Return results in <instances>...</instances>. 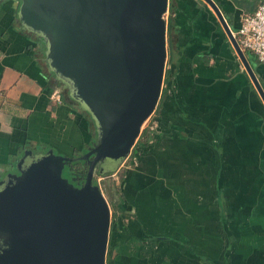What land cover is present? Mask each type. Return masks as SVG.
Instances as JSON below:
<instances>
[{
    "label": "crops",
    "instance_id": "1",
    "mask_svg": "<svg viewBox=\"0 0 264 264\" xmlns=\"http://www.w3.org/2000/svg\"><path fill=\"white\" fill-rule=\"evenodd\" d=\"M212 1L236 31L261 0ZM16 6L0 2V175L25 148L67 155L94 133L60 98ZM164 20L150 138L111 174L124 210L108 226L111 264H264V103L206 2L167 0ZM242 55L264 93V66Z\"/></svg>",
    "mask_w": 264,
    "mask_h": 264
},
{
    "label": "water",
    "instance_id": "2",
    "mask_svg": "<svg viewBox=\"0 0 264 264\" xmlns=\"http://www.w3.org/2000/svg\"><path fill=\"white\" fill-rule=\"evenodd\" d=\"M3 0H0V2ZM18 25L44 46L45 66L88 114L93 138L77 156L22 150L0 176V264H105L109 207L96 175L127 157L159 97L167 0H15ZM214 11L264 103L229 27ZM83 161L80 185L61 175Z\"/></svg>",
    "mask_w": 264,
    "mask_h": 264
},
{
    "label": "trees",
    "instance_id": "3",
    "mask_svg": "<svg viewBox=\"0 0 264 264\" xmlns=\"http://www.w3.org/2000/svg\"><path fill=\"white\" fill-rule=\"evenodd\" d=\"M28 33H30V32H28ZM30 34L33 35L32 33H30ZM164 80H165V77H164V71H163V79H162V81H164ZM54 86L55 87H58V88H61L60 93H59L60 98L68 97V96H66L67 95L66 90L61 87V84L60 83H56L55 82L54 83ZM161 91H160V93H161ZM68 99L71 101L72 104H74L77 107V109L81 112V114L84 117L87 118V120L89 121L91 127L93 128V124H92V122H91L88 114L85 113L83 110H81L74 101H72L70 98H68ZM153 111H154V109H153ZM149 138H150V136L148 135V127L147 126H144V127L140 128V131L138 133V136L136 137V139H135L132 147L135 144H142V145L147 144ZM90 143H91V140L88 142V144H90ZM75 153H76V151H74L71 155H68V156H74ZM76 164L82 165V167H80V166L75 167L74 165H76ZM85 169H86V165H85V163L83 161H71V162H67L64 165V167L62 169L61 175L63 177H65V178H67L68 181H71V179L73 178L72 180L74 181L73 183L75 184V183H78V182H82V177H83V175L85 173ZM112 173L113 172L106 173V174H103V175H96L93 178V181L92 182L94 184H98V182L96 181V177L101 178L100 179L101 180L100 182L103 185L102 186L103 187L102 188L103 189L102 191L105 194V197H106L105 200H106L107 204L110 205L109 207L111 208V218H114V217H116L117 212H119V213L122 212V211L124 212V210L120 209L119 208V205H118L119 203H121V195L119 193V187H118V185L113 186V185H106V184H104L105 183V180L104 179L106 178V176H109ZM109 255H110V252H109L108 247L106 246V251H105V264H111V260L109 258Z\"/></svg>",
    "mask_w": 264,
    "mask_h": 264
},
{
    "label": "built area",
    "instance_id": "4",
    "mask_svg": "<svg viewBox=\"0 0 264 264\" xmlns=\"http://www.w3.org/2000/svg\"><path fill=\"white\" fill-rule=\"evenodd\" d=\"M230 33L241 51L251 52L264 66V0L258 2L252 13L244 14L237 30ZM54 95L58 101L57 93Z\"/></svg>",
    "mask_w": 264,
    "mask_h": 264
},
{
    "label": "rangeland",
    "instance_id": "5",
    "mask_svg": "<svg viewBox=\"0 0 264 264\" xmlns=\"http://www.w3.org/2000/svg\"><path fill=\"white\" fill-rule=\"evenodd\" d=\"M164 16H165V13L163 14V18H164ZM161 87H162V82H161ZM160 87V88H161ZM57 89H58V91H60L61 90V88H58L57 87ZM57 93V92H56ZM58 95V94H57ZM150 120H151V115L142 123V125H141V128L142 127H144V126H146V125H148L149 124V122H150ZM86 145V146H85ZM82 148H80V149H78V150H76V153H75V155L74 156H77V155H80V154H82V153H84L85 152V150H86V148H87V144H85ZM36 151H39L40 149H39V147H37L36 149H35ZM56 154H61V155H64V153H62L61 151V153H58L59 151L58 150H56L55 149V151H54ZM72 154V153H71ZM71 154H67V155H71ZM75 167H78V166H80V167H82V165H79V164H76V165H74ZM10 170V169H9ZM116 175V176H115ZM114 176L113 175H109V176H106V178L104 179L105 180V183L104 184H106V185H113V186H115V185H118L117 183H118V178H119V176H117V174H115ZM101 178H98V177H96V181L98 182V186H99V188H100V190H101V192H102V194H103V196L105 197V194L103 193V185H102V183L100 182L101 180H100ZM106 198V197H105ZM110 205L108 204V207H109ZM109 214H110V216H109V223H110V221H111V208L109 207Z\"/></svg>",
    "mask_w": 264,
    "mask_h": 264
},
{
    "label": "flooded vegetation",
    "instance_id": "6",
    "mask_svg": "<svg viewBox=\"0 0 264 264\" xmlns=\"http://www.w3.org/2000/svg\"><path fill=\"white\" fill-rule=\"evenodd\" d=\"M64 89V88H63ZM92 141V140H91ZM21 155V154H20ZM18 159V158H17ZM14 165V164H13ZM10 172H15V169H14V167L12 166L11 167V169H10ZM1 176V175H0ZM74 181L72 180V183H73ZM82 182H78V183H75L76 185H80ZM74 184V183H73ZM74 184V185H75Z\"/></svg>",
    "mask_w": 264,
    "mask_h": 264
}]
</instances>
